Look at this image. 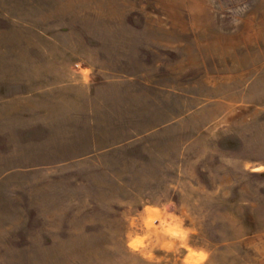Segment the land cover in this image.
<instances>
[{"label": "rangeland", "instance_id": "obj_1", "mask_svg": "<svg viewBox=\"0 0 264 264\" xmlns=\"http://www.w3.org/2000/svg\"><path fill=\"white\" fill-rule=\"evenodd\" d=\"M0 264H264V0H0Z\"/></svg>", "mask_w": 264, "mask_h": 264}]
</instances>
